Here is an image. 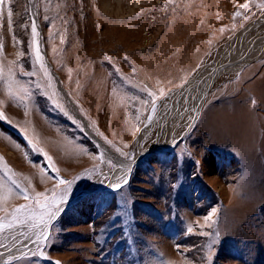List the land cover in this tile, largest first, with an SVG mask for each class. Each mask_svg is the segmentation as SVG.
<instances>
[{"label":"rangeland","instance_id":"rangeland-1","mask_svg":"<svg viewBox=\"0 0 264 264\" xmlns=\"http://www.w3.org/2000/svg\"><path fill=\"white\" fill-rule=\"evenodd\" d=\"M261 5L264 0H3L0 222L6 230L23 206L34 216H21L12 227L48 218L41 217L36 194H47L43 203L67 186L52 176L73 182L71 200L86 185L104 184L103 173L115 168L71 101L111 151L129 157L156 104L263 13ZM33 20L46 72L35 61ZM152 144L153 136L140 147ZM13 180L33 199L19 196ZM0 264H264V57L223 75L192 129L172 149L144 157L125 186L70 205L37 251Z\"/></svg>","mask_w":264,"mask_h":264},{"label":"bare ground","instance_id":"bare-ground-1","mask_svg":"<svg viewBox=\"0 0 264 264\" xmlns=\"http://www.w3.org/2000/svg\"><path fill=\"white\" fill-rule=\"evenodd\" d=\"M107 12L109 11L107 10ZM263 57L264 12L256 19L251 20L236 31L234 35H232V37L216 52L213 60L204 65L194 77L189 79L174 93L163 97L156 104L154 107L155 111L153 112L152 110L148 121H146V123L138 131V135L133 145V154L127 158H123L118 153L111 151L110 147L94 134L82 114H80V107L78 108L79 105L77 104V106L71 101L72 104L70 103V107L74 110L77 118L84 124V128L88 136L99 145V147L105 152L106 157L116 164L115 168L108 169L103 173L106 177L104 184L101 186L86 185L84 190L80 192L81 194L79 193L80 196L78 200L80 201L83 198H86L87 196L93 194L95 190L103 186L105 187L104 191L117 190L122 186H125L129 181L134 167L141 162L144 157L149 154L172 149L176 146L179 139L183 137L186 132L192 129V127L199 120L200 114L211 90L223 75H234L241 69L259 61ZM77 65L80 67V62ZM212 82L213 84H211ZM60 85H62V87ZM60 85L59 89L63 92L64 96L69 99L70 95L64 90L65 86L61 83ZM99 111L102 110L99 109ZM179 133L181 135H179ZM152 136V147L142 149L140 147L141 144ZM179 136L181 137L179 138ZM116 183L120 184L119 188L113 187ZM74 199L77 198L74 197L71 200H67L66 204L61 205L60 210L56 211L55 215L52 216L51 219L47 218L43 221L45 224L43 232H41L40 223L31 227H12L0 234V263L14 261L19 257H23L37 251L39 247L47 241L49 232L55 220L58 219L67 207L78 202V200L73 201ZM56 215H58V217L51 225V222ZM41 235L45 238H40L38 243H33V241L37 240Z\"/></svg>","mask_w":264,"mask_h":264},{"label":"snow or ice","instance_id":"snow-or-ice-1","mask_svg":"<svg viewBox=\"0 0 264 264\" xmlns=\"http://www.w3.org/2000/svg\"><path fill=\"white\" fill-rule=\"evenodd\" d=\"M2 3H3V0H0V4H2ZM260 7L264 8V5H261ZM236 15H239V13H237ZM11 17H12V11H11V9H9V11H8V26L10 29L12 27ZM31 35L33 37L32 43L36 48L35 53H34L35 61L38 62L41 69L46 72V67L43 64L42 54L39 51V47H38V40H37L38 28L36 26L35 20H33V22H32ZM0 48H2V45H0ZM149 95H151V94H149ZM154 111H155V108H153V112ZM50 159H51L50 157H46V161H50ZM49 167L54 168V164L49 165ZM51 178L56 180L58 184L67 185V186L62 191H60L58 193L55 191V189H53L52 191L54 194L52 195L51 199H45L43 201V203H40V197L42 195L46 196L47 194H40V193L36 194L34 202L40 205L39 212H40L41 217H43L44 214H47L49 219H51V217L55 215L56 211L60 210L61 205L66 204V202L69 198V195L71 193L72 187H73L72 181L62 180L58 176H52ZM12 183L15 184L18 189H20V191L18 193L19 196H21L25 200L33 199V197L29 195L27 189L22 188L20 186V184L17 183L15 180H13ZM113 187L119 188L120 184L116 183L115 185H113ZM21 216H23L25 218L33 217L34 216L33 208L31 206H23L21 208L15 209L11 213L12 219L10 221H8L7 229H11L13 224H19ZM208 219H211V217H209ZM40 227H41V232H43V228L45 227L43 220H41ZM5 230H6L5 224L3 222H0V234H2ZM40 238H45V237L43 235H41L38 237L37 240L33 241V243H38V240Z\"/></svg>","mask_w":264,"mask_h":264},{"label":"water","instance_id":"water-1","mask_svg":"<svg viewBox=\"0 0 264 264\" xmlns=\"http://www.w3.org/2000/svg\"><path fill=\"white\" fill-rule=\"evenodd\" d=\"M213 82H214V81H213ZM213 82H212L211 84H213ZM144 155H146V154H144ZM144 155H143V156H144ZM135 163H136V162H135ZM79 196H80V195H78V196H77V199H74L73 201L78 200ZM71 203H72V202H71ZM57 217H58V215H56L55 218L52 220L51 225H52V223L54 222V220H55Z\"/></svg>","mask_w":264,"mask_h":264}]
</instances>
